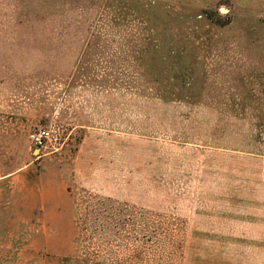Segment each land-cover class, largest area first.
<instances>
[{"label":"rangeland","instance_id":"1","mask_svg":"<svg viewBox=\"0 0 264 264\" xmlns=\"http://www.w3.org/2000/svg\"><path fill=\"white\" fill-rule=\"evenodd\" d=\"M0 264H264V0H0Z\"/></svg>","mask_w":264,"mask_h":264},{"label":"built area","instance_id":"2","mask_svg":"<svg viewBox=\"0 0 264 264\" xmlns=\"http://www.w3.org/2000/svg\"><path fill=\"white\" fill-rule=\"evenodd\" d=\"M30 141L36 147H41L46 144V141L50 139V132L45 128H37L36 130L28 134Z\"/></svg>","mask_w":264,"mask_h":264}]
</instances>
